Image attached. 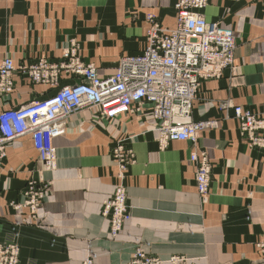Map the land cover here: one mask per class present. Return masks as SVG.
I'll return each mask as SVG.
<instances>
[{"label":"crops","instance_id":"crops-1","mask_svg":"<svg viewBox=\"0 0 264 264\" xmlns=\"http://www.w3.org/2000/svg\"><path fill=\"white\" fill-rule=\"evenodd\" d=\"M177 0H0V67L6 58L31 66L40 59L60 61L76 39L84 62L101 76L115 72L125 55L146 47L148 14L161 26L176 24ZM208 22L234 29L235 64L221 77L203 82L193 104L194 122L211 123L198 148L213 164L209 201L196 186L192 146L168 142L160 148L159 125L149 105L114 120L82 111L66 121V133L53 141L57 169L43 172L30 137L12 142L0 171V243L18 228L20 264H82L91 249L96 264H130L137 240L165 264H262L254 245L264 235V154L242 141L232 107L264 116V0H210ZM14 92L0 99V111L53 95L79 83L62 73L59 84H33L13 75ZM135 154L125 186L132 215L115 239L102 217L103 203L118 183L114 149ZM40 171V172H39ZM50 183L39 212V226L13 204L23 199L30 179ZM251 206V221L245 207Z\"/></svg>","mask_w":264,"mask_h":264},{"label":"built area","instance_id":"built-area-1","mask_svg":"<svg viewBox=\"0 0 264 264\" xmlns=\"http://www.w3.org/2000/svg\"><path fill=\"white\" fill-rule=\"evenodd\" d=\"M209 3L210 0H177L173 28L163 27L149 16L151 27L143 52L123 56L115 72L108 76H101L76 50L65 53L58 62L44 58L31 66L17 67L11 58L4 59L0 67V97L13 93L16 72L34 83L51 87L59 84L62 73L79 77L81 81L58 88L45 100L0 111V170L8 146L23 137L31 138L46 169L55 170L57 151L53 141L65 135L69 117L90 111L99 119L114 120L149 105L151 116L159 125L161 144L186 142L193 147L190 161L196 166V189L202 196L208 194L212 167L206 153L198 148V142L200 133L211 127V123L194 122L192 109L203 82L219 78L225 70L234 67L237 48L231 28L208 22L203 16ZM232 109L244 140L252 145L264 144V116L240 106ZM122 148L117 146L114 153L119 158V179L123 182L126 169ZM122 182L103 207L113 239L131 219ZM43 184H30L32 187L24 194L25 199L31 200L27 205L32 213L48 191V185ZM38 185L43 186L38 188ZM148 246L137 240L130 264H165L147 252ZM96 260L97 256L91 253L84 264H96Z\"/></svg>","mask_w":264,"mask_h":264},{"label":"rangeland","instance_id":"rangeland-1","mask_svg":"<svg viewBox=\"0 0 264 264\" xmlns=\"http://www.w3.org/2000/svg\"><path fill=\"white\" fill-rule=\"evenodd\" d=\"M149 16H153V19L157 22V23H159L160 25H161V23L158 21V19H157V17L155 16V15H153V14H148L147 16H146V21H147V23L148 24H150V27H151V22H149ZM150 29V28H149ZM149 29H148V32H149ZM233 31H234V29H232ZM148 32H147V36H148ZM235 32V31H234ZM236 34V33H235ZM147 36H146V41H147ZM73 50H76V52H77V54H78V56H80L81 58H82V56H81V54H80V48H79V44H78V41L76 40V39H73V40H71L70 41V47H69V49H67V50H65V51H63V53H62V56L65 54V53H71V52H73ZM90 64H92V63H90ZM92 65H94V64H92ZM95 66V65H94ZM96 67V66H95ZM97 68V67H96ZM31 80V79H30ZM60 80H61V75L59 76V82H60ZM31 82H32V80H31ZM33 84H43V83H34V82H32ZM15 87V86H14ZM14 92V91H13ZM13 94V93H12ZM11 94V95H12ZM10 96V95H9ZM2 97V96H1ZM1 97H0V99H1ZM245 109V108H244ZM247 110V109H246ZM2 111V110H1ZM140 111H143V109L142 108H140V109H135L131 114H133V113H137V112H140ZM249 111V110H248ZM251 112V111H250ZM253 113V112H252ZM260 117V116H259ZM235 119V118H234ZM156 122V121H155ZM238 123H239V121H238ZM239 132H240V137H241V139H242V141L246 144V146L249 148V149H257V150H259L261 153H263L264 154V144L263 143H260V142H257L256 143V145H252L250 142H248V141H245L244 139V137H243V135H241L242 133H241V125H240V123H239ZM159 143H160V134H159ZM119 145H121V147H123L122 149H123V151H122V156H123V159H124V161H125V175H124V178H123V182H122V180H120L119 179V168H118V166H117V160L119 161V158L115 155V153H114V151H113V157H114V159H115V163H116V166H117V174H116V177H117V180H118V183H117V185H116V187H115V190H114V192H113V194L116 192V190H117V187L119 186V185H121V182H122V184H123V187L125 188V195H126V200H127V205H128V208H129V212H130V215H132V207H131V205L129 204V201H128V194H127V189H126V186H125V178H126V174H127V171H128V168L131 166V165H133L134 164V162H135V154H134V152H132L131 150H129V149H126L124 146H123V144H119ZM118 145V146H119ZM164 144H161L160 143V148H162V146H163ZM115 150V149H114ZM202 152H205L206 153V155L208 156V154H207V152L206 151H204V150H201ZM7 157V156H6ZM39 159V158H38ZM208 159H209V156H208ZM5 161V160H4ZM209 162L211 163V167H212V173H213V164H212V162L210 161V159H209ZM43 167H44V171L43 172H54L56 169H57V166H56V169L55 170H48V169H46V167L43 165ZM2 170V169H1ZM0 170V171H1ZM40 172V171H39ZM195 178H196V175H195ZM40 182H43L44 184L43 185H45V184H47L48 185V191H47V193H45V195H44V197H43V199H41L39 196L37 197V198H40L41 200L39 201V203H37V207H36V210H35V213H32V211H31V207H29L27 204L31 201V200H27V199H25V196H24V194H25V192H27V189H29L30 187H32L30 184H33V185H36V183L37 184H39ZM43 185H40V186H43ZM39 185L37 186L38 188L40 187ZM195 186H196V183H195ZM33 187H35V186H33ZM211 187H212V174H211V178H210V189H209V193L208 194H206V195H200L199 193H198V195H199V198H200V200H201V202L203 203V204H206L208 201H209V197H210V194H211ZM49 192H50V183L49 182H47L46 180H44V179H42V178H39V179H30L28 182H27V185H26V188H25V190H24V192H23V199H22V201H20V202H16V203H14L13 204V208L16 210V211H23V212H25V211H27L28 212V214H29V216H30V218L33 220V222H31V224H34V226H39V212H40V209H41V206L43 205V203H44V201H45V199H46V197L49 195ZM198 192V191H197ZM113 194L110 196V197H112L113 196ZM108 200V199H107ZM106 200V201H107ZM105 201V202H106ZM104 202V203H105ZM104 203H103V207H104ZM251 214H252V211H251V206H250V204L249 203H247L246 204V207H245V218H246V221H251ZM102 217L105 219V220H107L106 219V217H104V215H103V208H102ZM27 224H30V220H28V219H23V222H21V223H18V224H15L14 226H13V231H14V239L12 240V242H9V243H0V264H20V259H21V247H20V244H19V242H18V233H17V231H18V228H20V227H22V226H25V225H27ZM110 235V234H109ZM112 238V237H111ZM113 239V238H112ZM254 247H255V249H256V251H257V253H258V255L260 256V261H261V263L262 264H264V235L255 243V245H254ZM91 253H94L91 249L88 251V254H87V256H86V258L84 259V261L82 262V264H84V262H85V260L89 257V255L91 254ZM95 254V253H94ZM151 255V254H150ZM152 256V255H151ZM154 257V256H153ZM156 258H159V257H156ZM171 259H175V260H177L178 262L177 263H179V262H181V260H180V258H178V257H171L168 261L170 262V260ZM97 261V260H96ZM171 263V262H170ZM177 263H173V264H177Z\"/></svg>","mask_w":264,"mask_h":264}]
</instances>
